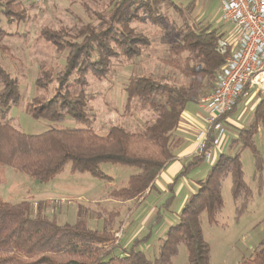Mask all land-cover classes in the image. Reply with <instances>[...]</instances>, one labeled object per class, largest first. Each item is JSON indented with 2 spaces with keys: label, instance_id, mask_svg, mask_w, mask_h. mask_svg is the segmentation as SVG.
Instances as JSON below:
<instances>
[{
  "label": "trees",
  "instance_id": "obj_1",
  "mask_svg": "<svg viewBox=\"0 0 264 264\" xmlns=\"http://www.w3.org/2000/svg\"><path fill=\"white\" fill-rule=\"evenodd\" d=\"M162 1L119 0L104 28L95 31L84 26L72 43L62 42L48 31L42 32V36L57 49L63 43L68 52L56 78L49 76V69L40 71L35 81L39 94L27 104L25 112L35 120L54 123H63L71 117L83 126L80 129L61 126L38 135L17 130L12 120L5 119L4 115L19 101L18 83L0 66L1 166L42 183L63 172L66 165L72 174L85 173L108 182L112 178L102 173V164L136 168L138 172L128 177L126 185L110 191L108 196L119 202H139L145 198L154 188L157 176L173 160L169 144L186 105L198 103L205 97L204 83L215 81L224 64L225 57L216 51L221 37L214 29L184 24L181 40L169 49L162 62L186 78L189 81L186 85H171L150 75L128 78L123 90V116L139 110L153 115L152 122L137 133L112 125L105 136L98 135L92 129L86 88L88 77L106 79L112 59L126 57L132 60L146 50L148 37L137 32L131 24L142 22L143 18L153 21V12ZM166 1L173 6L171 0ZM174 9L181 12L179 7L174 6ZM10 14L16 18L9 21L23 20L19 13ZM2 34L7 35L0 28ZM263 93H257L259 101L254 107L251 124L239 130L235 138H230L231 152L221 153L205 177L195 182V192L177 215L176 224L166 230L153 260L140 250L150 241L151 232L133 239L127 249L115 251L118 243L110 225L101 231L89 228L85 219L61 225L44 216L40 208L32 215L28 201L13 203L0 197V264H172L182 244L187 251L188 264H210V248L203 238L201 215H206L209 224L216 222V216L223 208L221 190L227 177L231 181L232 199L239 203L240 210H245L253 194L244 180L239 154H233L237 149L252 151L256 162L253 179L257 181L258 190L261 189L262 165L253 138L259 129H264ZM241 101L239 98L223 118L229 117ZM203 162V157H193L179 176H188ZM168 190L169 197L160 205L154 227L162 220L160 211L169 212L173 203V184ZM248 262L264 264L263 241Z\"/></svg>",
  "mask_w": 264,
  "mask_h": 264
},
{
  "label": "rangeland",
  "instance_id": "obj_2",
  "mask_svg": "<svg viewBox=\"0 0 264 264\" xmlns=\"http://www.w3.org/2000/svg\"><path fill=\"white\" fill-rule=\"evenodd\" d=\"M118 2L119 0H0V28L7 33L0 35V66L12 78H16L20 95L18 103L10 107L4 117L11 119L17 130L28 135H38L61 126L71 129L83 127L71 117H67L63 123H54L35 120L25 112L27 104L39 94L35 81L40 71L49 69L50 71H47L49 76L56 78L57 71L65 64L68 52L66 45L62 43L60 49H57L42 36V32L48 31L62 42L72 43L84 26L95 31L104 28ZM171 2L172 7L166 0L159 3L153 12L151 18L153 21L143 18L142 22L135 21L131 24V27L149 39V46L142 50L140 56L132 60L126 57L112 59L105 80L87 78L89 115L93 121L92 129L98 135L105 136L112 125L137 133L144 129L147 123L152 122L153 115L144 110L133 111L130 115L123 116V90L128 78L150 75L171 85L189 83L175 69L162 62L166 59L169 49L181 40L184 24L214 29L221 38H225L220 34L223 31L234 30L220 21V0H198L190 7L178 4V0ZM174 6L181 8V12L175 10ZM10 12L21 14L23 20L9 21L16 18ZM213 80L204 83L205 97L214 89ZM255 96L256 94L252 93L242 99L241 104L230 115V123H225L226 131L235 130V136L239 130L251 124L254 110L250 106L255 103ZM262 96L264 97V93ZM251 99L250 106H245ZM0 112H3L2 109ZM258 131L253 139L262 165L261 189L258 190L257 181L253 179L256 162L252 151L237 149L233 154H239L244 180L253 193L251 200L245 210H240L239 203L232 199L231 181L230 177H227L221 190L223 208L216 216V222L209 224L206 215H201L203 238L210 248V264H249L248 261L259 249L260 242H264V131L261 130L260 133ZM188 139L190 144V138ZM175 142L172 134L169 144L171 152ZM218 153L219 150L215 148L210 161L199 166L202 171L205 170V174L206 169L216 162ZM172 163L173 167L179 162ZM180 163L182 165L184 162ZM69 168V165H66L63 172L42 183L24 173L0 165V196L2 200L13 203L18 202V198L28 201L32 215L40 208L44 216L56 220L61 225L74 224L79 219H85L89 228L97 231L110 225V231L118 234V237L116 236L118 248L115 251L127 249L133 239L142 238L148 231H152L150 241L142 245L140 250L148 259L153 260L158 254L163 233L158 235L159 230L156 232L151 230L150 224L153 223L151 218L133 232L135 225L130 215L138 206L135 204L137 202L133 200L119 202L108 196L110 191L125 186L128 177L138 170L127 166L102 164L100 166L102 173L112 178L111 182H108L88 174H71ZM196 176L203 177L201 173ZM166 216L173 219V215ZM174 222L172 225L176 224V221ZM172 264H188L185 245L178 247Z\"/></svg>",
  "mask_w": 264,
  "mask_h": 264
},
{
  "label": "built area",
  "instance_id": "obj_3",
  "mask_svg": "<svg viewBox=\"0 0 264 264\" xmlns=\"http://www.w3.org/2000/svg\"><path fill=\"white\" fill-rule=\"evenodd\" d=\"M220 21L234 30L230 38L217 42L224 64L212 93L199 101L207 117L205 129L196 137L195 153L206 162L226 137V113L239 98L264 92V0H220Z\"/></svg>",
  "mask_w": 264,
  "mask_h": 264
},
{
  "label": "crops",
  "instance_id": "obj_4",
  "mask_svg": "<svg viewBox=\"0 0 264 264\" xmlns=\"http://www.w3.org/2000/svg\"><path fill=\"white\" fill-rule=\"evenodd\" d=\"M196 1H198V0H192V1L178 0V2H179L178 4L181 3V5H186V6L190 7L191 5H194V3ZM220 34L224 35L223 37H225V39H226V38H230L231 35H233V32L231 33V31L228 30L227 32L223 31ZM255 94H256L255 103L250 106V102L252 101V99H251V100L247 101L245 104V106H247V107L250 106L253 110L259 101V99H257L258 97H257L256 92L253 93V95H255ZM189 104H193L194 106L189 107L188 104L186 105V107H185V109L181 115L178 127L176 128V130L173 133V137H175L176 142H175V146L173 147V151H172L173 152V160L172 161L173 162L178 161L179 163H180V161H183L184 163L182 165H181V163L180 164L178 163L172 167V164H173L172 161L169 162L165 166V168L161 171V173L157 176V178L155 180L154 188L151 189V191L147 192L145 198H143L139 202L135 203L138 206L135 208V210L131 211V215H130V218L132 217V221H134L133 225H135L133 232H136L140 227H142L141 225L147 223L148 220L151 218V220L153 221V223L150 224L151 230H153L154 232L159 230L158 235H161L162 233L164 235L166 230L168 229V228H166V226H168V225L172 226V223L174 221L177 222V215L182 210L185 202L195 192V190H196L195 182L199 179H203L206 175L205 170L203 169V171H202V169H200L198 167L197 169H195L191 174H189L186 177L179 176L183 170V167L185 166L184 164H186L189 160H191L193 157L196 156V153H195L196 146H197L196 137L198 136V134H200L205 129V121L203 120V118L207 117V111H206L205 106L201 105L199 102L198 103H189ZM200 112H203V113H200ZM230 121L231 120H230V116H229V117H227L226 123L229 124ZM236 125L237 124H235V126ZM261 130L264 131V129H259L258 132L260 133ZM226 132H227V134H226L225 139L220 144V146L217 148V150H219V153L217 154V156H219V154H221V153H224V152H227L228 150H230L227 143H228L229 139L231 138V136L233 138L236 137V135L234 136L235 130H233V132H231V131H226ZM188 137L190 138V144H189ZM191 139H193V140H191ZM212 155H213V152H212ZM211 158H212V156H211ZM203 163H207V162L204 161ZM209 168L206 169L207 170L206 173L208 172ZM69 172H70V170H69ZM199 173H201V176H203V177L198 178V176H196V175H198ZM73 174H77V173H73ZM78 174H85V173H78ZM172 184H173V190L172 191L174 193L173 203L170 207L169 212L160 211V213L162 215V220H161L160 224H158L157 226L154 227L153 225H154L156 213H157L160 205L164 202V200H166L169 197L168 187ZM20 199L21 198H18V202L22 201ZM166 214H168L170 217H172V215H173V219H168ZM165 217H167V218H166V221L164 223ZM148 232L152 233V231H148Z\"/></svg>",
  "mask_w": 264,
  "mask_h": 264
},
{
  "label": "bare ground",
  "instance_id": "obj_5",
  "mask_svg": "<svg viewBox=\"0 0 264 264\" xmlns=\"http://www.w3.org/2000/svg\"><path fill=\"white\" fill-rule=\"evenodd\" d=\"M206 162V161H205Z\"/></svg>",
  "mask_w": 264,
  "mask_h": 264
}]
</instances>
